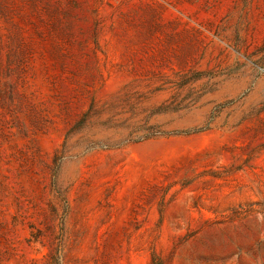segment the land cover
Listing matches in <instances>:
<instances>
[{
  "label": "rangeland",
  "instance_id": "1",
  "mask_svg": "<svg viewBox=\"0 0 264 264\" xmlns=\"http://www.w3.org/2000/svg\"><path fill=\"white\" fill-rule=\"evenodd\" d=\"M0 264H264V0H0Z\"/></svg>",
  "mask_w": 264,
  "mask_h": 264
}]
</instances>
